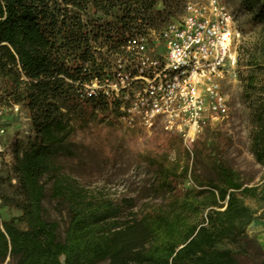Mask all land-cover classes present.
<instances>
[{"label": "trees", "instance_id": "1", "mask_svg": "<svg viewBox=\"0 0 264 264\" xmlns=\"http://www.w3.org/2000/svg\"><path fill=\"white\" fill-rule=\"evenodd\" d=\"M169 1L0 0L1 88L32 125L13 164L22 213L0 223V264H240L252 247L248 226L263 216L264 181L252 184L225 159L222 138L211 145L201 136L190 151L159 130L143 158L153 180L142 205L92 191L66 168L79 152V131L112 111L102 97H82L76 82L108 63L99 61L101 49L109 53L154 24L164 13L158 4L171 8ZM241 4L262 26L248 58L239 55V75L250 150L264 166V0ZM89 11L105 19L85 21ZM48 195L67 212L63 231Z\"/></svg>", "mask_w": 264, "mask_h": 264}, {"label": "built area", "instance_id": "2", "mask_svg": "<svg viewBox=\"0 0 264 264\" xmlns=\"http://www.w3.org/2000/svg\"><path fill=\"white\" fill-rule=\"evenodd\" d=\"M241 38L222 0H188L160 29L152 24L129 34L103 69L76 82L77 91L104 98L128 130H161L191 151L207 124L229 116L228 88L241 83ZM3 119L0 101V141Z\"/></svg>", "mask_w": 264, "mask_h": 264}, {"label": "rangeland", "instance_id": "3", "mask_svg": "<svg viewBox=\"0 0 264 264\" xmlns=\"http://www.w3.org/2000/svg\"><path fill=\"white\" fill-rule=\"evenodd\" d=\"M188 0H170L171 8L159 3L158 7L164 13L157 17L153 26L157 29L182 14L184 4ZM206 1V0H192ZM235 13L237 25L242 31L239 55L245 61L260 38L262 26L252 21V12L243 8L241 0H222ZM172 9V12L168 13ZM91 19H105L101 13L89 11ZM99 61L108 60L109 53L101 49L98 53ZM240 68H243L241 65ZM0 82V101L4 107L2 121L5 134L0 141V223L19 216L22 212L16 206L20 199L17 179L13 164L17 153H21L25 143L32 135L31 118L26 107L20 106L16 111L13 102L5 98ZM230 113L225 119L214 121L206 125L198 136H206L213 145L220 138L227 143L225 159L236 169L240 170L252 184L260 185L264 181V166L256 162L250 150L251 122L249 110L244 103L240 84L228 88ZM107 113L102 123H91L84 132L79 131V152L72 159L64 160L70 174L78 178L83 185L92 191L100 192L109 197H135L142 205L150 200L147 189L153 180L149 169L145 166V154L154 148L159 138V130L147 132L143 129L128 130L118 119L117 111ZM110 123V124H109ZM161 131V130H160ZM189 184V183H188ZM50 183H48V187ZM252 205L258 207L252 200ZM46 207L51 216L60 222L63 231L68 224V216L62 205L48 195ZM262 217L252 221L248 226V235L252 240V247L247 250L240 264H264V209H259ZM23 226V224H21ZM2 264H13L8 258Z\"/></svg>", "mask_w": 264, "mask_h": 264}]
</instances>
